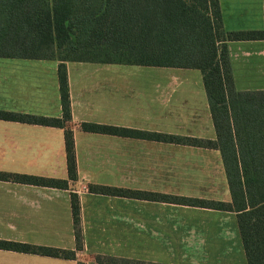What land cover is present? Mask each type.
Segmentation results:
<instances>
[{
    "label": "crops",
    "instance_id": "crops-1",
    "mask_svg": "<svg viewBox=\"0 0 264 264\" xmlns=\"http://www.w3.org/2000/svg\"><path fill=\"white\" fill-rule=\"evenodd\" d=\"M225 31L264 29V0H218ZM237 91L264 90V38L230 40ZM67 79L76 179L64 129L0 118V172L67 180V188L0 174V240L74 250L77 194L83 249L76 259L0 248V264H247L234 211L111 196L89 184L229 203L202 73L137 63L0 56V111L61 118L59 68ZM130 134L84 131L81 123ZM172 136L183 141H171ZM97 257L116 262L98 261Z\"/></svg>",
    "mask_w": 264,
    "mask_h": 264
},
{
    "label": "trees",
    "instance_id": "trees-1",
    "mask_svg": "<svg viewBox=\"0 0 264 264\" xmlns=\"http://www.w3.org/2000/svg\"><path fill=\"white\" fill-rule=\"evenodd\" d=\"M264 29L225 31L218 0H0V56L137 63L196 68L203 84L216 139L185 141L220 151L231 201L194 198L89 184L88 190L111 196L158 199L236 213L247 264H264V90L237 91L227 42L262 39ZM42 52V54H41ZM61 118L0 111V118L64 129L68 179H76L67 79L59 68ZM84 131L130 134L110 125L83 122ZM169 140L183 141L172 136ZM12 180L67 188V180L1 173ZM75 249L0 240V248L76 259L83 249L80 205L71 193ZM98 261L116 262L97 257ZM77 264H84L77 261Z\"/></svg>",
    "mask_w": 264,
    "mask_h": 264
},
{
    "label": "rangeland",
    "instance_id": "rangeland-1",
    "mask_svg": "<svg viewBox=\"0 0 264 264\" xmlns=\"http://www.w3.org/2000/svg\"><path fill=\"white\" fill-rule=\"evenodd\" d=\"M41 54H42V52H41Z\"/></svg>",
    "mask_w": 264,
    "mask_h": 264
}]
</instances>
